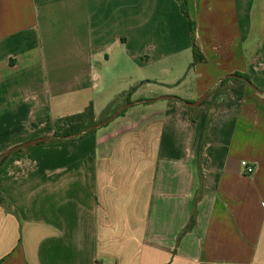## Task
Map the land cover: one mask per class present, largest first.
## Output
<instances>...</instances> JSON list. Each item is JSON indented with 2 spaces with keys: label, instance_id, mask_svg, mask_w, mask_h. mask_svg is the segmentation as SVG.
Instances as JSON below:
<instances>
[{
  "label": "crops",
  "instance_id": "obj_1",
  "mask_svg": "<svg viewBox=\"0 0 264 264\" xmlns=\"http://www.w3.org/2000/svg\"><path fill=\"white\" fill-rule=\"evenodd\" d=\"M131 89L0 165V264H264V0H0V160Z\"/></svg>",
  "mask_w": 264,
  "mask_h": 264
},
{
  "label": "trees",
  "instance_id": "obj_2",
  "mask_svg": "<svg viewBox=\"0 0 264 264\" xmlns=\"http://www.w3.org/2000/svg\"><path fill=\"white\" fill-rule=\"evenodd\" d=\"M182 11L186 14L184 3H182ZM190 29H191V34H192V51H193L192 65H193L198 62L204 61V57L202 56L200 49L196 44V39H195L196 38V27L193 22H190ZM234 77L239 78L243 80L244 82H246L247 84H250L251 86H253V84L250 82V78L245 75L237 73L234 75ZM224 81L225 80H223L219 85L214 87L213 90L219 89L221 84ZM133 90L134 89H131L127 92L126 98L124 99L121 105L117 107H115L113 103L109 105L105 110V113H104L105 116L99 120L96 119L93 103H90L80 113L57 119L54 124V134L52 135V137L46 138L43 142H40V143H44L48 140L74 141V140L81 139L89 134L94 133L99 128L96 126L100 122L112 117L122 106L132 103L130 96ZM207 101L208 99H206L201 105L207 103ZM124 112L125 111H123L119 116L123 115ZM212 114H213V111L210 108L208 117L206 119L205 127H204L200 150L204 148V146L207 144L209 140V125H210ZM6 158L7 156L0 160V165L6 160Z\"/></svg>",
  "mask_w": 264,
  "mask_h": 264
},
{
  "label": "water",
  "instance_id": "obj_3",
  "mask_svg": "<svg viewBox=\"0 0 264 264\" xmlns=\"http://www.w3.org/2000/svg\"><path fill=\"white\" fill-rule=\"evenodd\" d=\"M230 77H234V75H231ZM208 95H203L200 99H198L197 101L195 102H185V104L189 107H197L199 105H201L206 99H207ZM172 97L170 96H162L160 97L159 99H171ZM152 101V100H151ZM133 103L131 104H126L124 106H122L112 117L100 122L96 127H102L104 125H107L108 123H110L113 119H115L116 117H118L123 111H125L128 107H130ZM46 138H40V139H37L35 141H32V142H29V143H26V144H23V145H20L18 147H15V148H12L10 149L9 151H7L2 157L1 159H3L4 157L8 156L11 152L15 151V150H18L20 148H23V147H27V146H30V145H34V144H37V143H40V142H43Z\"/></svg>",
  "mask_w": 264,
  "mask_h": 264
},
{
  "label": "built area",
  "instance_id": "obj_4",
  "mask_svg": "<svg viewBox=\"0 0 264 264\" xmlns=\"http://www.w3.org/2000/svg\"><path fill=\"white\" fill-rule=\"evenodd\" d=\"M242 167L244 168V174L245 175H252L256 171V167L254 164L249 163L247 161H243L241 163Z\"/></svg>",
  "mask_w": 264,
  "mask_h": 264
},
{
  "label": "rangeland",
  "instance_id": "obj_5",
  "mask_svg": "<svg viewBox=\"0 0 264 264\" xmlns=\"http://www.w3.org/2000/svg\"><path fill=\"white\" fill-rule=\"evenodd\" d=\"M121 99H122V98H121ZM120 101H122V100H120ZM104 116H105V115H103L102 118H103ZM48 141H50V140H48Z\"/></svg>",
  "mask_w": 264,
  "mask_h": 264
}]
</instances>
